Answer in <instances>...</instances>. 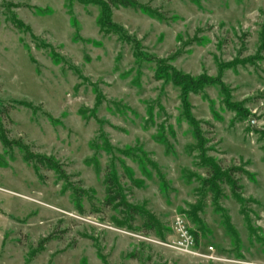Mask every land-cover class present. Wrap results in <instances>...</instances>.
<instances>
[{"label":"rangeland","instance_id":"374dc122","mask_svg":"<svg viewBox=\"0 0 264 264\" xmlns=\"http://www.w3.org/2000/svg\"><path fill=\"white\" fill-rule=\"evenodd\" d=\"M87 1L0 0V264H264V0Z\"/></svg>","mask_w":264,"mask_h":264},{"label":"trees","instance_id":"16d2710c","mask_svg":"<svg viewBox=\"0 0 264 264\" xmlns=\"http://www.w3.org/2000/svg\"><path fill=\"white\" fill-rule=\"evenodd\" d=\"M91 2L90 0L87 1V3ZM86 3V2H85ZM114 4H118L119 6H122L124 8H133V7H137V3L136 2H133V1H128V0H120V1H116ZM7 113H9V110L6 109V110H1L0 111V116L2 115H6ZM199 140V137H198V133H197V141ZM37 162L39 164H43V159L42 158H36ZM51 164V163H49ZM232 172L234 173L235 171L232 170ZM242 173V171H240ZM224 184V183H223ZM227 184L231 185L230 182L227 181ZM107 185L109 187V192L110 194H113V189L115 188V184L113 183L112 179H108L107 181ZM232 185H233V182H232ZM231 185V186H232ZM234 186L237 188V190H240V187H238L237 185V182H235ZM117 197L114 198V200H117L116 199Z\"/></svg>","mask_w":264,"mask_h":264},{"label":"built area","instance_id":"2783aa9c","mask_svg":"<svg viewBox=\"0 0 264 264\" xmlns=\"http://www.w3.org/2000/svg\"><path fill=\"white\" fill-rule=\"evenodd\" d=\"M182 232V231H181ZM194 245V241L190 236L182 235V242L179 243L180 249L186 252H189V249H191Z\"/></svg>","mask_w":264,"mask_h":264}]
</instances>
